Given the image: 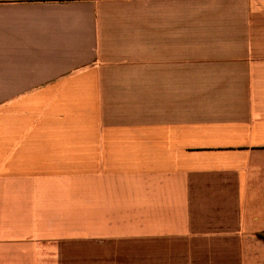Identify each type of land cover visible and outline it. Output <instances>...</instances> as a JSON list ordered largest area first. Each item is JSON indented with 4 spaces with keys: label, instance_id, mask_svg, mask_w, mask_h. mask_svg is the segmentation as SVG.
<instances>
[{
    "label": "crops",
    "instance_id": "obj_1",
    "mask_svg": "<svg viewBox=\"0 0 264 264\" xmlns=\"http://www.w3.org/2000/svg\"><path fill=\"white\" fill-rule=\"evenodd\" d=\"M0 264H264V0H0Z\"/></svg>",
    "mask_w": 264,
    "mask_h": 264
}]
</instances>
